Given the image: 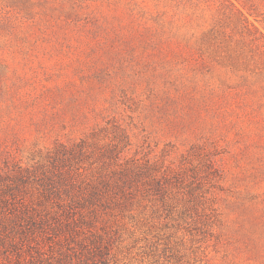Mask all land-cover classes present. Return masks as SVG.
I'll return each instance as SVG.
<instances>
[{
	"label": "rangeland",
	"instance_id": "1",
	"mask_svg": "<svg viewBox=\"0 0 264 264\" xmlns=\"http://www.w3.org/2000/svg\"><path fill=\"white\" fill-rule=\"evenodd\" d=\"M51 162L125 186L89 209L31 178L46 222L0 264L90 232L120 263L264 264V0H0V172Z\"/></svg>",
	"mask_w": 264,
	"mask_h": 264
},
{
	"label": "trees",
	"instance_id": "2",
	"mask_svg": "<svg viewBox=\"0 0 264 264\" xmlns=\"http://www.w3.org/2000/svg\"><path fill=\"white\" fill-rule=\"evenodd\" d=\"M55 162L49 167L35 169L19 168L5 173L0 172V237L11 240L26 239L41 229L46 222L34 207H30L18 197L23 186L32 178L39 186V193L46 200L62 197L60 202L66 207H87L93 209L106 194L114 189H122L125 181L118 183L109 175L103 174L84 186L74 169H59ZM158 184V183H157ZM116 238L104 233L90 232L77 240L75 246H67L58 252L53 263L49 264H126L118 260Z\"/></svg>",
	"mask_w": 264,
	"mask_h": 264
}]
</instances>
